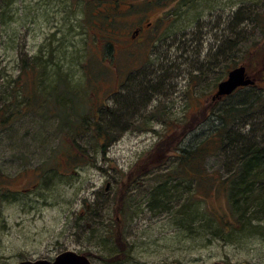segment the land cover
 Instances as JSON below:
<instances>
[{"label":"rangeland","instance_id":"obj_1","mask_svg":"<svg viewBox=\"0 0 264 264\" xmlns=\"http://www.w3.org/2000/svg\"><path fill=\"white\" fill-rule=\"evenodd\" d=\"M112 2L0 0V264L66 250L91 264H264V218L235 220L219 190L179 176L176 156L215 125L214 105L264 91V0ZM128 2L160 17L173 49L115 50ZM242 64L257 84L209 105ZM263 111L233 136L264 141ZM233 164L228 153L196 171L216 179Z\"/></svg>","mask_w":264,"mask_h":264},{"label":"trees","instance_id":"obj_2","mask_svg":"<svg viewBox=\"0 0 264 264\" xmlns=\"http://www.w3.org/2000/svg\"><path fill=\"white\" fill-rule=\"evenodd\" d=\"M118 1L113 0L114 6ZM29 69L31 70L32 67ZM30 82L33 85L37 84L36 75H33ZM246 87L253 88V85ZM252 94L254 98L251 101L223 104L218 112L214 110L216 105L211 100L209 105H214L211 111H213L215 125L209 126L207 131L194 134L192 139L178 148L176 155L180 167L181 175L179 176L199 181V183L203 181L206 191L219 190L218 194L226 196L229 211L233 217L235 216L234 219L244 223L251 220L260 221L264 218V141L252 135L233 136L235 124L240 123L246 115L263 111L264 91ZM228 153L234 156V164L225 175L220 173L215 179L211 173L205 172L204 177L196 171V167H205L210 157L222 158ZM167 173L169 175L170 172ZM173 176L176 177L177 172ZM163 179L166 181L169 177L166 176ZM206 211L213 215L212 212ZM224 223L229 227L234 226L229 221Z\"/></svg>","mask_w":264,"mask_h":264},{"label":"flooded vegetation","instance_id":"obj_3","mask_svg":"<svg viewBox=\"0 0 264 264\" xmlns=\"http://www.w3.org/2000/svg\"><path fill=\"white\" fill-rule=\"evenodd\" d=\"M236 12H237L236 10L231 11L232 14L231 22H233L234 18H236ZM131 13L133 14V17H130L132 15ZM263 15H264V5H263ZM121 17H124L125 21H127L129 18H132L133 23L131 27L130 26L127 27L126 25L123 28H121V31L119 33L114 32L116 35L120 34V37L117 38L118 41L115 42V44L117 45H113V47L116 48L115 50L117 52L126 54L130 58H135L140 56L139 54H141L140 51H142V47L146 45L149 46L154 44L161 45L162 43H164L168 46L169 50L173 49L172 46L175 43L165 42L164 40L165 38H162L163 27H161V25L157 23L158 19H160L159 16H156L154 21H150L148 19L147 14H142V15L138 14V11L134 9V6L128 2V5L125 6L124 9L122 10ZM230 31H231V36L233 33H236L233 27L230 29ZM231 39H232L231 45L233 48L232 50L233 52L236 53L237 50L236 34L234 37L232 36ZM228 71L226 72V75ZM251 77L254 80L253 86H255L257 84L256 79L254 75L253 76L251 75ZM260 80H264V78L261 77ZM206 101L208 100L205 99L203 102ZM212 101L216 103L219 102L220 100L215 99ZM30 188L31 187L29 188L27 187L24 188L23 190H27V189L30 190Z\"/></svg>","mask_w":264,"mask_h":264},{"label":"water","instance_id":"obj_4","mask_svg":"<svg viewBox=\"0 0 264 264\" xmlns=\"http://www.w3.org/2000/svg\"><path fill=\"white\" fill-rule=\"evenodd\" d=\"M253 84L254 80L247 73L245 66H236L228 71L225 79L217 83L216 91L211 96V99H221L224 96L232 94L239 87ZM18 264H91V262L84 254L66 250L57 254L51 261L47 259L22 260ZM238 264L249 263L241 262Z\"/></svg>","mask_w":264,"mask_h":264}]
</instances>
